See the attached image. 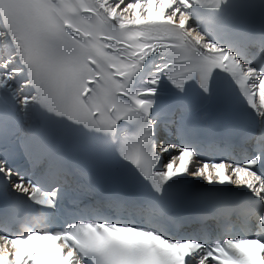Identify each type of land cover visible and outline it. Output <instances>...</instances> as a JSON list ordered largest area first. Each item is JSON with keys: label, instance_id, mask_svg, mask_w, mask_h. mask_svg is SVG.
Segmentation results:
<instances>
[{"label": "snow or ice", "instance_id": "6c2138e0", "mask_svg": "<svg viewBox=\"0 0 264 264\" xmlns=\"http://www.w3.org/2000/svg\"><path fill=\"white\" fill-rule=\"evenodd\" d=\"M252 7L254 0H0V141L11 131L40 180L14 179L0 159V222L18 224L16 234H0V264H264V34L240 31L233 18H207L209 28L233 34L249 63L193 26L201 10ZM222 82L260 126L255 135L205 147L254 144L258 151L241 162L202 159L162 136L175 126L197 143L191 113L199 108L202 120H213L207 105L226 95ZM49 116L61 126L50 127ZM66 147L90 165H72ZM116 157L149 187L135 202L98 200L90 207L99 218H87L81 204ZM188 177L246 188L258 206L233 205L219 191L196 195L198 231L231 238L170 236L163 229L176 224ZM105 209L151 226L114 222ZM60 214L66 226L56 224ZM240 221L257 234L231 235Z\"/></svg>", "mask_w": 264, "mask_h": 264}, {"label": "bare ground", "instance_id": "6f19581e", "mask_svg": "<svg viewBox=\"0 0 264 264\" xmlns=\"http://www.w3.org/2000/svg\"><path fill=\"white\" fill-rule=\"evenodd\" d=\"M255 2H258L260 4H264V0H254ZM260 12L262 13L261 16H259V18L264 19V10L260 9ZM3 44V43H2ZM188 178H195V177H188ZM202 180V178H200Z\"/></svg>", "mask_w": 264, "mask_h": 264}]
</instances>
